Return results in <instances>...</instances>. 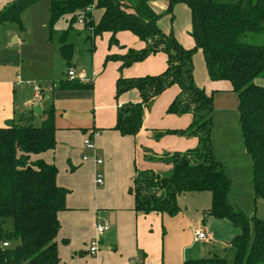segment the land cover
Segmentation results:
<instances>
[{
	"label": "crops",
	"instance_id": "crops-1",
	"mask_svg": "<svg viewBox=\"0 0 264 264\" xmlns=\"http://www.w3.org/2000/svg\"><path fill=\"white\" fill-rule=\"evenodd\" d=\"M14 1L0 0V11ZM148 2L156 13V6L150 0ZM38 4L26 10L21 21L31 10L36 15L35 23L38 22L40 14L34 9ZM91 13L94 25H97L103 11L92 8ZM69 18H63L67 19V26ZM9 27L12 24L0 26V127L23 118H30L31 124L39 127L46 120V114L53 111L55 147L32 156L30 161L54 166L57 169L56 184L68 191L66 210L58 215L60 228L56 243L59 264H182L228 249L239 230L226 220L203 218L211 206L208 192L179 196L177 205L181 211L172 217L134 211V198L129 194V188L136 171H152L165 177L171 166L161 163L158 160L160 156L185 153L197 147L194 137L165 135L155 139L157 132L186 131L191 125L192 117L188 114H167L168 107L179 94L176 86L168 88L144 110L142 127L135 137L122 136L114 130L117 111L140 103L136 90L117 97V80L158 76L167 68L166 56L158 53L120 69V62H106V58L124 56L128 50L141 51L145 44L129 32L115 35L118 46H109L110 33L99 37L90 35V69L87 71L78 62L83 54L78 52L75 55V46L69 42V37L67 43L73 46L70 65L60 56L59 39L63 32L54 43L51 37L47 39L44 35L46 28L42 24L37 31L39 36L28 43L23 38V30L17 27L18 33H10L7 31ZM188 30L190 35L191 18ZM171 33L183 49L194 47V41L188 34L180 36L174 28ZM62 65L66 66V70L63 79H59L57 70ZM69 70L83 75L85 81L78 83L89 85L90 89H60L61 83L70 82L67 79ZM193 82L213 98L211 145L216 160L222 164L218 158L222 151L219 150L220 145L223 144L228 158L235 163L240 158L238 140L240 138L241 142L242 133L237 96L231 84L210 81L204 58L200 55H196L193 61ZM253 83L264 88L262 79H255ZM35 86L40 88L39 95L33 90ZM215 97L217 104L224 105L217 107ZM85 139L91 141L94 150L84 147ZM242 148L246 152L243 141ZM245 154L249 156L247 152ZM95 158L101 163H96ZM225 170L231 181L229 202L242 212L235 186L237 176L245 169L238 164L232 167L226 164ZM97 177L102 180L100 185L95 183ZM250 194L254 204L264 201L254 200L252 187ZM98 225L107 227V231L100 236L95 233ZM193 229L204 233L206 239L194 240ZM95 239L98 241V252L91 256L89 248Z\"/></svg>",
	"mask_w": 264,
	"mask_h": 264
},
{
	"label": "trees",
	"instance_id": "trees-1",
	"mask_svg": "<svg viewBox=\"0 0 264 264\" xmlns=\"http://www.w3.org/2000/svg\"><path fill=\"white\" fill-rule=\"evenodd\" d=\"M40 0H16L0 11V26L15 24L23 30L22 14ZM181 2L190 11V36L194 47L185 50L173 34L157 26L160 18L148 0H50L49 34L65 17L68 30L59 39V54L70 65L73 46L67 43L69 31L81 17L84 30L93 37L110 33L109 46H118L115 35L129 32L145 44L141 51L128 50L124 56H109L106 62L121 63L120 69L139 63L158 53L167 58L165 72L154 77L118 79L116 96L136 90L140 103L117 111L114 130L135 137L143 122L144 110L172 86L179 94L167 114L190 115L186 131L157 132L165 135L194 137L197 147L185 153L164 154L158 160L171 166L162 177L152 171H136L129 194L134 198V211L175 216L181 209L177 198L187 193L208 192L210 209L204 219L226 220L239 230L229 248L220 254L185 261L182 264H263L264 221L248 219L229 202L231 181L224 166L216 160L211 145L212 95H207L193 82V55L200 50L208 78L226 81L237 96V113L244 148L252 163L254 200H264V88L255 79L264 80V40L261 45L245 42L248 35L264 38V0H169L167 13ZM92 8L103 14L94 25ZM172 19V18H171ZM60 89L89 90V85L61 83ZM41 126L35 127L23 118L0 127V264H59L56 238L59 213L66 210L68 191L56 184L57 169L30 158L53 150L55 126L53 111ZM149 159L152 157L147 156ZM6 221L11 228L5 229ZM8 245L3 248V244Z\"/></svg>",
	"mask_w": 264,
	"mask_h": 264
},
{
	"label": "rangeland",
	"instance_id": "rangeland-1",
	"mask_svg": "<svg viewBox=\"0 0 264 264\" xmlns=\"http://www.w3.org/2000/svg\"><path fill=\"white\" fill-rule=\"evenodd\" d=\"M134 1L135 0H127V3L129 5H133ZM151 2H152V4H154L156 6L155 11H156L157 15L160 16V18L157 22V26L160 29H162L165 33H170V32H172V30L174 28V31L179 32L180 36L183 34L184 35L188 34V36L191 38L189 33H187V32H189L188 29L190 27V15H189V10L187 9V7L184 3L176 2L173 5L171 14H168L167 13V6H168L169 0H150V3ZM48 8H49V0H40L38 6L36 8H34L35 11H37L40 14V17L38 18L40 22L38 21L35 23L36 15L33 14L31 12V10L28 11L24 15V17H22V18H24V19H22L23 31H24L22 35H23L25 42L31 43L34 41L35 38H37L39 36L37 31L40 30L39 27L42 26V24H45V28H46L43 32L44 35L45 36L47 35V39H49L51 37V40L54 43H56L57 36L61 32H65L68 30V26H67V22H66L67 19H64V20L61 19L54 25L52 34L51 35L49 34ZM29 9H32V7ZM17 27H18L17 25L12 24V27L7 28V31L8 32L10 31V33L11 32L18 33L19 31H18ZM91 33H92L91 30L85 31L83 28H81L80 25H78V23H76L74 25V28L69 31V35H68L69 42H72L75 46V55L78 52L83 54L84 57H82V55H81L80 61H78V62H80L82 64V66H84V68L87 71L90 69V66L88 63V57L90 56L89 50L91 48V44H90V42H88V40H89L88 37L90 35H92ZM22 35L19 33V36L22 37ZM263 40H264V38L260 34L259 35L251 34V35H248L247 38H245L246 43H248L250 45H257V46L261 45L263 43ZM86 49L88 51H86ZM196 55H200L201 58H203L201 51L198 50L193 55L194 56L193 61H194ZM197 59H199V58H197ZM197 59L195 60L196 63H197ZM65 70H66L65 65L60 66V68L58 67L57 76H59V79H63V77H64L63 72H65ZM216 98L217 97H215V105H218L217 107L224 105V104H222V105L217 104ZM226 104H227V102H226ZM230 106L233 107V105H230ZM242 141H243V138H242L241 142H240V138H239L238 149H239V153H240V158H238V160L235 163L232 162L228 158V156H227L228 152L224 151L223 144L220 145L219 150H222V151L220 152V157L218 159L222 162V164L224 166V170L226 169V164H229L231 167L233 165L238 164V165H241V167L243 169H245L244 173L241 171V173L237 176L238 182L236 183V186H235L236 197L241 204L240 210L245 215V217L248 219L255 218L256 220L264 221V201L254 204L252 197H251V194H250V190L252 187V166H251V161H250L251 159L249 158V156H246V154H245L246 152L242 148ZM10 228H11L10 222L6 221L5 229L9 230Z\"/></svg>",
	"mask_w": 264,
	"mask_h": 264
},
{
	"label": "built area",
	"instance_id": "built-area-1",
	"mask_svg": "<svg viewBox=\"0 0 264 264\" xmlns=\"http://www.w3.org/2000/svg\"><path fill=\"white\" fill-rule=\"evenodd\" d=\"M78 22L80 24H82L83 23V19L80 17L78 19ZM67 79L70 82H73V81L83 82V81H85L83 75H76L73 70H69L68 71ZM33 90H34L36 95H39L40 88L38 86L33 87ZM37 98H38V96H37ZM83 145H84L85 148H87L89 150H94L95 149L94 145L91 143V141L89 139H85L84 142H83ZM94 161L96 163H98V164L101 163V161L96 159V158L94 159ZM95 183L100 185L102 183L101 178L97 177ZM105 231H107V227L104 226V225H98V226L95 227V233H96L97 236H100ZM191 232H192V236H193L194 240H198L199 241V240H205L206 239L205 234L202 233L201 231H199L198 229H193V230H191ZM2 246H3V248H7L8 247V245L6 243H4ZM97 252H98V241H97V239H95L94 242H92L91 245H90L89 253H90L91 256H94V255L97 254Z\"/></svg>",
	"mask_w": 264,
	"mask_h": 264
},
{
	"label": "water",
	"instance_id": "water-1",
	"mask_svg": "<svg viewBox=\"0 0 264 264\" xmlns=\"http://www.w3.org/2000/svg\"><path fill=\"white\" fill-rule=\"evenodd\" d=\"M36 111H34V113H35Z\"/></svg>",
	"mask_w": 264,
	"mask_h": 264
}]
</instances>
